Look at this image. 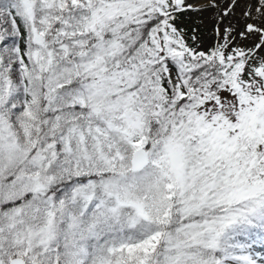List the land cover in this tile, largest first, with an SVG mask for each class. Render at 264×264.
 <instances>
[{
    "label": "snow or ice",
    "instance_id": "snow-or-ice-1",
    "mask_svg": "<svg viewBox=\"0 0 264 264\" xmlns=\"http://www.w3.org/2000/svg\"><path fill=\"white\" fill-rule=\"evenodd\" d=\"M241 6L0 0V264H264V0Z\"/></svg>",
    "mask_w": 264,
    "mask_h": 264
},
{
    "label": "rangeland",
    "instance_id": "rangeland-1",
    "mask_svg": "<svg viewBox=\"0 0 264 264\" xmlns=\"http://www.w3.org/2000/svg\"><path fill=\"white\" fill-rule=\"evenodd\" d=\"M203 20V23L201 24L200 21ZM186 23L189 27H191L194 24H198L200 26V32L202 38H204L207 42H210V33L213 25V20L209 18V16L206 14V12L201 13L198 15H191L189 18H187Z\"/></svg>",
    "mask_w": 264,
    "mask_h": 264
},
{
    "label": "bare ground",
    "instance_id": "bare-ground-1",
    "mask_svg": "<svg viewBox=\"0 0 264 264\" xmlns=\"http://www.w3.org/2000/svg\"><path fill=\"white\" fill-rule=\"evenodd\" d=\"M247 3H255V0H241V8L236 9V16L233 18L234 20L239 19L243 13V6ZM206 14L209 16V18L211 19V17L215 14L214 11H209L206 12Z\"/></svg>",
    "mask_w": 264,
    "mask_h": 264
}]
</instances>
